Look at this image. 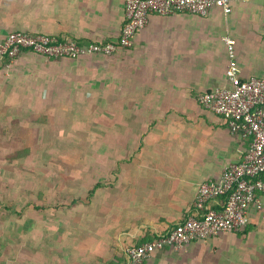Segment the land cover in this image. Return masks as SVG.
Segmentation results:
<instances>
[{
    "label": "crops",
    "instance_id": "0c3cea01",
    "mask_svg": "<svg viewBox=\"0 0 264 264\" xmlns=\"http://www.w3.org/2000/svg\"><path fill=\"white\" fill-rule=\"evenodd\" d=\"M231 9L152 15L112 56L23 50L0 67V131L17 123L11 131L34 154L54 156L41 170L57 172L58 189L30 200L40 211L0 264H126V248L181 223L200 185L241 161L247 142L198 102L229 86L225 37L239 76L264 80V0H232ZM123 22L122 0H0V45L11 32L118 43ZM247 216L240 233L156 252L146 264H264V220L254 206Z\"/></svg>",
    "mask_w": 264,
    "mask_h": 264
},
{
    "label": "built area",
    "instance_id": "2783aa9c",
    "mask_svg": "<svg viewBox=\"0 0 264 264\" xmlns=\"http://www.w3.org/2000/svg\"><path fill=\"white\" fill-rule=\"evenodd\" d=\"M124 22L118 43L92 42L79 44L69 38L45 34L11 32L3 42L1 56L12 62L23 50L46 59H77L83 56H112L132 46L133 38L143 30L152 15L166 17L177 13L204 17L217 7L231 12L232 0H122ZM264 13V10H263ZM228 65L227 88L198 96L202 108L219 116L229 132L247 142V149L238 163L228 166L213 181L203 182L193 204V213L181 223L152 240L125 250L126 264H146L156 252H179L196 240L222 234L240 233L248 225L247 209L254 206L264 220V80L242 79L235 58L234 40L225 37ZM221 200L216 209L210 202Z\"/></svg>",
    "mask_w": 264,
    "mask_h": 264
},
{
    "label": "rangeland",
    "instance_id": "374dc122",
    "mask_svg": "<svg viewBox=\"0 0 264 264\" xmlns=\"http://www.w3.org/2000/svg\"><path fill=\"white\" fill-rule=\"evenodd\" d=\"M3 42L0 45V56ZM10 63L8 59L2 58L0 67H6ZM4 125L8 127L7 124ZM13 126L17 128L18 124L12 123L9 129L3 127V130L0 131V260L16 256L17 252H15V256L12 255L13 251L9 250L7 242L23 241L24 237L20 234H22V230H26L27 221L25 218L30 213L36 214L35 212L40 211V203H34L30 200L39 198L42 194L58 191L56 187L51 186L56 180L53 173L57 172L41 170L42 164L46 165L47 163L45 162L46 159H53L51 165L53 168L56 158L44 156L40 154V151L39 154H34V149L25 145L24 140L18 139V137L22 138L23 135H20V132L18 134L11 131L14 129ZM57 158L62 161L61 158ZM72 163L68 159L67 163L61 162L62 166ZM71 173L69 171V174ZM51 206L53 208L54 204H50Z\"/></svg>",
    "mask_w": 264,
    "mask_h": 264
}]
</instances>
